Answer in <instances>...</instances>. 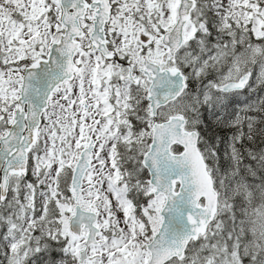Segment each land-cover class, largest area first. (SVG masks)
Masks as SVG:
<instances>
[{
  "label": "snow or ice",
  "instance_id": "6c2138e0",
  "mask_svg": "<svg viewBox=\"0 0 264 264\" xmlns=\"http://www.w3.org/2000/svg\"><path fill=\"white\" fill-rule=\"evenodd\" d=\"M0 264H264V0H0Z\"/></svg>",
  "mask_w": 264,
  "mask_h": 264
}]
</instances>
